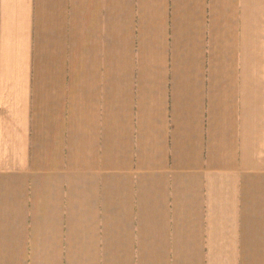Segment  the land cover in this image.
Listing matches in <instances>:
<instances>
[{"label":"crops","instance_id":"0c3cea01","mask_svg":"<svg viewBox=\"0 0 264 264\" xmlns=\"http://www.w3.org/2000/svg\"><path fill=\"white\" fill-rule=\"evenodd\" d=\"M0 264H264V0H0Z\"/></svg>","mask_w":264,"mask_h":264}]
</instances>
